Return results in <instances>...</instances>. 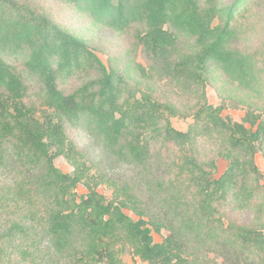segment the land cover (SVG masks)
<instances>
[{"label": "trees", "instance_id": "1", "mask_svg": "<svg viewBox=\"0 0 264 264\" xmlns=\"http://www.w3.org/2000/svg\"><path fill=\"white\" fill-rule=\"evenodd\" d=\"M258 153L264 0H0V264H264Z\"/></svg>", "mask_w": 264, "mask_h": 264}, {"label": "rangeland", "instance_id": "2", "mask_svg": "<svg viewBox=\"0 0 264 264\" xmlns=\"http://www.w3.org/2000/svg\"><path fill=\"white\" fill-rule=\"evenodd\" d=\"M59 10V9H58ZM59 19H62V21L65 23L66 26L70 27L71 29L74 30H81L85 29V34L86 36L91 35V32L86 30V27L88 26V23L86 21L80 20L74 12L70 11V7L64 6L62 10L58 13ZM103 60V57H101ZM206 96L208 103L213 105V106H218L219 105V100L217 98V95L215 91L208 87L206 91ZM223 116H227L231 118L234 121L240 122L242 117H243V112L238 111V110H232V109H227L224 110L222 113ZM172 126L180 131H187L190 129V127L193 125V120L191 118L189 119H179V118H172L171 120ZM255 162L256 165L258 166L259 170L262 172L263 175V183H264V157L262 156L261 153H258L255 157ZM54 164L57 168H59L62 172L65 173H71L73 168L62 158L59 157L54 161ZM226 167V163L223 161H220L218 163V174L222 173ZM78 194H85L86 190L82 185H78L76 189ZM98 192L103 194L105 197L110 196V192L107 191L104 187H100L98 189ZM128 216H130L132 219L137 220V218L129 213L126 212ZM152 234V239L154 242H160L162 238L164 237L165 233L162 231L160 234H156L155 232H151ZM122 260L125 264H140V261L138 259L132 258L130 255H124L122 257Z\"/></svg>", "mask_w": 264, "mask_h": 264}]
</instances>
